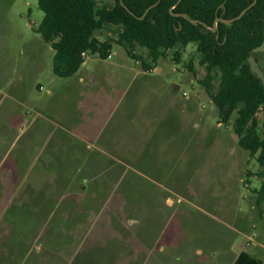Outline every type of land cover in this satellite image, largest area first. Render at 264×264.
<instances>
[{"label": "rangeland", "instance_id": "374dc122", "mask_svg": "<svg viewBox=\"0 0 264 264\" xmlns=\"http://www.w3.org/2000/svg\"><path fill=\"white\" fill-rule=\"evenodd\" d=\"M43 18L38 0H0V264H234L243 251L264 264V202L258 206L255 193L264 169L237 143V112L220 124L200 84L206 71L197 46L179 63L170 53L156 65L137 47L153 66L145 71L114 42L111 59L89 55L77 75L61 79L37 32ZM219 83L215 71V90ZM88 88L89 99L103 100L104 116L77 142L96 166L77 163V176L67 174L80 189L66 188L75 194L69 209L47 206L27 171L51 162L49 135L75 140L77 122L97 120L80 102ZM258 120L264 137V111ZM18 158L19 172L9 171Z\"/></svg>", "mask_w": 264, "mask_h": 264}, {"label": "trees", "instance_id": "16d2710c", "mask_svg": "<svg viewBox=\"0 0 264 264\" xmlns=\"http://www.w3.org/2000/svg\"><path fill=\"white\" fill-rule=\"evenodd\" d=\"M113 6H100L95 0H38L44 18L37 32L54 50L53 74L61 79L75 76L89 55L106 60L112 44L122 45L128 55L145 71L153 68L142 57L136 56L137 47L147 50L153 65L163 57L177 63L182 51L195 44L200 55L199 64L206 71L200 84L219 112L220 124L227 125L235 112L233 130L239 147L264 169V137L259 134L258 114L264 111V85L252 72L250 58L258 62L254 50L264 44V0L257 3L231 26L218 23L217 18L229 21L253 4L254 0H112ZM146 17L139 19L151 6ZM173 8V9H172ZM173 13L178 14L173 16ZM187 16L183 18L181 15ZM197 20L202 24L189 21ZM105 25L121 26L116 40L101 41L96 35ZM204 25L208 28L207 33ZM86 53V57H83ZM140 64V63H139ZM259 64V63H258ZM187 69L196 75L193 61ZM220 73V83L214 89V72ZM257 205L264 202V181L255 191ZM234 264H263L243 251Z\"/></svg>", "mask_w": 264, "mask_h": 264}, {"label": "crops", "instance_id": "0c3cea01", "mask_svg": "<svg viewBox=\"0 0 264 264\" xmlns=\"http://www.w3.org/2000/svg\"><path fill=\"white\" fill-rule=\"evenodd\" d=\"M112 6H113V1L111 0V6H109V7H112ZM112 26H115V25H105L104 29L99 31L97 33L96 37L99 40L104 39V41L116 40L118 38L119 34L122 32V28H118L117 26H115L118 29L115 28V30H113V28H110ZM107 29L111 30L112 36H113V34H115L116 38L113 37L114 38L113 39L110 35H108L110 33L106 31ZM111 58H112V55L108 59H111ZM71 78H68V79H71ZM81 81H83V79H81ZM70 85H72V84L70 83ZM67 88H71V87H67ZM79 88H80V86L76 87L75 90H79ZM81 89H83V87H81ZM91 90H92V88H88L87 90L86 89L82 90L79 98H80V102H82V104L86 103L88 105L87 107H90L88 110L86 108H83L85 110V112L91 113L94 115L96 113L95 119H97L98 115L104 116V114L102 112L103 107L101 108V106H100V104L103 103V100H101L100 98L94 97V96H93L94 97L93 100L89 99L86 95L88 92H91ZM102 106H103V104H102ZM106 118H108V115L107 116L105 115V118L103 120H106ZM99 122L100 121L98 119L94 120V121L90 122V123H92L91 126H88L87 123H84L81 126H77V124H78V122H77L76 123V131H72L73 132L72 136L74 137L75 140H70V138L68 140H65L64 138L60 137V139L54 140V142H52L54 136L51 137L49 135L48 146L50 147V151H49L48 146H47V151H49L48 152V159L51 162L47 163V161H46L44 164L42 163V165H41L42 170H40L39 172H36L35 174L32 173V171H27V172H29L27 178L29 179L30 182H33V184H35V187H33V188H37V186H38V188H43L44 192L40 197L42 199H44L45 205L53 206V205L57 204V205L62 206V204H67L66 210L71 207V206H69L70 201L67 200V198L72 197V194L73 195H75V194L74 193H72V194L67 193L66 188H68V192H70L69 191L70 188L74 187L75 189H79V187L77 185L75 186L76 179L74 177H72V180L74 181V182H72L71 179L69 180V177H67V174L69 172H72V173H75L77 176V174L79 173V172H76V169H75V167H77V163L80 164L81 167H83V165H84L90 169L93 168L94 166H96V163L93 160L85 161L86 158L89 156L86 155V152H83L82 146L77 142V140H80L81 142H83L84 140H87L89 134H94L96 132V130H97L96 128L98 127ZM21 130L22 131L25 130L24 126L21 127ZM70 132L71 131H69V133ZM94 136L97 139H100L99 134L94 135ZM51 143H53V146H51ZM108 146H110L109 142L106 143L105 147H108ZM71 154L73 155V159L68 160V163H67V160L65 158H66V156H71ZM20 156H21V154H20ZM19 164H20V158H18L13 163V165L11 167H8L9 171L14 169V172H19V167H20ZM39 182H42V184L38 185ZM47 184H49V185H47ZM66 210L62 209L61 211L66 213V216H68L70 211H66ZM61 211H60V213H61ZM44 212H46V210ZM46 215H50V213L46 212ZM53 215H54V213L52 215H50L49 217L48 216L45 217V219L46 218L48 219L51 217L53 218Z\"/></svg>", "mask_w": 264, "mask_h": 264}, {"label": "water", "instance_id": "95a60500", "mask_svg": "<svg viewBox=\"0 0 264 264\" xmlns=\"http://www.w3.org/2000/svg\"><path fill=\"white\" fill-rule=\"evenodd\" d=\"M121 1V5L128 11V12H130L131 13V11L129 10V8L126 6V4L124 3V1L123 0H120ZM181 1L182 0H179L178 2H177V4L175 5V6H177V5H179L180 3H181ZM160 2V0L158 1V3ZM158 3L157 4H155V5H153V6H151L150 8H148V10L144 13V15L142 16V17H140L139 19H141V20H143L145 17H146V15L148 14V12L151 10V9H153L154 7H156L157 5H158ZM257 3V0H254V2H253V4H251L249 7H247L245 10H243L241 13H240V15L239 16H237L236 18H234V19H232V20H229V21H223L222 19H220V18H217L216 20H215V23H214V27H213V29H211V31L212 32H216L217 31V29H218V23H220V22H224V23H226L227 25H229V26H231V24L232 23H234L235 21H238V20H240V19H242V17L255 5ZM173 9V8H172ZM132 15H133V13H131ZM171 14L173 15V16H177L178 14H175V13H173L172 12V10H171ZM183 18H186L187 19V16L186 15H184V14H182L181 15ZM189 21L190 22H192V23H194V24H202L201 22H199V21H197V20H190L189 19ZM204 27H205V30L203 31V33H207V27L204 25ZM264 50V44L262 45V46H260L259 48H257V49H255L254 50V52L255 53H259V52H261V51H263ZM250 66H251V69H252V72L262 81V83H263V85H264V73H263V71L261 70V68H260V66H259V64H258V62L256 61V59L254 58V57H251L250 58Z\"/></svg>", "mask_w": 264, "mask_h": 264}, {"label": "built area", "instance_id": "2783aa9c", "mask_svg": "<svg viewBox=\"0 0 264 264\" xmlns=\"http://www.w3.org/2000/svg\"><path fill=\"white\" fill-rule=\"evenodd\" d=\"M83 57H86V53H83V55H82ZM111 57V55L109 56V58ZM185 95V94H184Z\"/></svg>", "mask_w": 264, "mask_h": 264}]
</instances>
